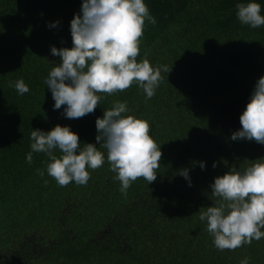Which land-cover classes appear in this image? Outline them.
<instances>
[{
  "label": "trees",
  "instance_id": "16d2710c",
  "mask_svg": "<svg viewBox=\"0 0 264 264\" xmlns=\"http://www.w3.org/2000/svg\"><path fill=\"white\" fill-rule=\"evenodd\" d=\"M145 2L156 23L145 22L137 60L170 73L151 99L134 83L100 93L94 113L70 119L65 106L53 109L45 79L60 62L50 48L72 47L70 21L82 0H0V264H240L244 257L264 264V238L220 251L199 219L215 202V177L264 157L255 140H231L264 76V26L238 20L236 5L249 0ZM256 2L264 14V0ZM21 78L30 87L24 95L9 86ZM115 101L150 122L162 151L155 181L137 178L125 196L102 147L105 163L89 169L85 185L60 186L47 174L45 153L27 162L35 129L70 126L81 147L97 143L96 119ZM183 168L191 187L178 174Z\"/></svg>",
  "mask_w": 264,
  "mask_h": 264
},
{
  "label": "clouds",
  "instance_id": "9594fccd",
  "mask_svg": "<svg viewBox=\"0 0 264 264\" xmlns=\"http://www.w3.org/2000/svg\"><path fill=\"white\" fill-rule=\"evenodd\" d=\"M236 8L242 24L251 28L264 26L262 6L256 0L238 3ZM146 21L156 23L145 0H82L80 12L70 21L72 47L50 48L51 54L60 58L59 63L53 62L55 66L45 79L54 100L53 109L65 106L66 118H82L94 113L105 98L100 93L113 94L134 83L143 89L146 99H151L163 80L162 73L170 72L167 65L154 66L146 58L137 60ZM59 24L60 21L52 22L48 27ZM9 86L20 95L30 91L22 78ZM128 112L126 101H115L96 119L97 143H83V147L70 126L57 124L50 131L32 130L26 160L31 164L34 152L45 153L49 157L47 174L60 186L70 182L85 185L91 178L89 169L105 163L102 147L107 150L106 158L117 174L115 178L121 182L120 191L126 196L137 178L143 177L149 184L156 180L162 157L150 122L126 115ZM239 119L242 127L232 133L231 140H255L264 145V76L257 80ZM197 163L201 170L205 169L206 162L193 161V165ZM216 166L213 162V168ZM37 171L45 175L43 170ZM178 174L192 186L189 168ZM210 188L215 202L199 213V219L207 222L218 250H235L264 238V157L251 161L243 171L231 167L215 177ZM250 259L244 257L240 264H250Z\"/></svg>",
  "mask_w": 264,
  "mask_h": 264
}]
</instances>
